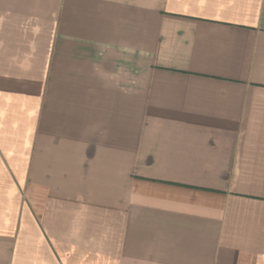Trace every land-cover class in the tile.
Wrapping results in <instances>:
<instances>
[{
  "label": "crops",
  "instance_id": "0c3cea01",
  "mask_svg": "<svg viewBox=\"0 0 264 264\" xmlns=\"http://www.w3.org/2000/svg\"><path fill=\"white\" fill-rule=\"evenodd\" d=\"M0 264H264V0H0Z\"/></svg>",
  "mask_w": 264,
  "mask_h": 264
}]
</instances>
